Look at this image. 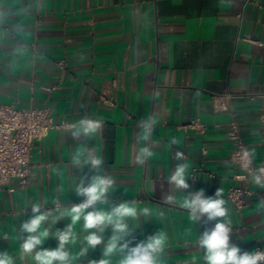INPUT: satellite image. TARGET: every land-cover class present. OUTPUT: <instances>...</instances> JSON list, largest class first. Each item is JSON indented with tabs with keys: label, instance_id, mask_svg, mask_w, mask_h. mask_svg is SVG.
<instances>
[{
	"label": "crops",
	"instance_id": "obj_1",
	"mask_svg": "<svg viewBox=\"0 0 264 264\" xmlns=\"http://www.w3.org/2000/svg\"><path fill=\"white\" fill-rule=\"evenodd\" d=\"M222 101L227 109H220ZM0 104L46 106L56 125L34 144L27 186L0 184V251L17 264H35L31 256L20 258L17 231L31 218L33 202L61 219L42 225L50 236L71 224L66 247L78 256L88 230L62 214L83 200L73 192L79 179L95 174L72 166L73 156L88 148L105 159L101 174L114 181L109 203L150 209V217L130 220L128 239L134 245L162 232V264H205L197 238L214 222L195 224L182 203L200 189L206 196L221 189L232 243L242 251L264 248V188L254 180L264 148V0H0ZM83 118L104 126L77 141L70 129ZM232 122L256 167L247 179L230 159ZM145 147L152 156L141 163ZM177 151L189 166L190 188L168 203L167 178L182 163ZM244 186L250 194L238 208L228 192ZM57 246L53 237L42 245ZM103 250L90 249L74 264H119L121 254L105 257Z\"/></svg>",
	"mask_w": 264,
	"mask_h": 264
},
{
	"label": "clouds",
	"instance_id": "obj_2",
	"mask_svg": "<svg viewBox=\"0 0 264 264\" xmlns=\"http://www.w3.org/2000/svg\"><path fill=\"white\" fill-rule=\"evenodd\" d=\"M103 126L102 120L83 118L71 127L69 136L77 141H87L89 137L97 135ZM143 127L144 137L147 139L151 133L150 123H145ZM177 143L176 139L171 140V144ZM151 156L150 149L145 147L138 154L137 159L143 163ZM175 159L182 163H178L167 178V182L173 189L164 196V200L168 203L174 201L175 192H183L190 188L189 166L183 162V153L177 151ZM104 163L105 159L96 155L91 148L83 153H76L72 158L74 168L83 169L89 166L95 173L90 178L79 179L73 192L83 197V200L72 205L65 214H62L69 217L71 223L82 220L83 229L88 230L81 241L78 256H73L66 247L72 236L71 224L63 230L56 229L50 236L47 228L41 230L42 225L50 221L54 226L61 219L51 211H42L41 204L33 202L30 205L31 218L23 221L17 230L22 241L20 243L21 259L31 256L35 264H74L75 260L87 256L90 249L95 250L97 246L103 245V256L108 257L113 253L121 254L122 259L119 264H162L165 235L162 232L155 233L133 245V242L128 239L133 231L129 227L130 220L139 219L141 216L150 217L151 211L146 207L138 211L130 201L109 203L108 197L113 189L114 181L107 174H101ZM254 180L257 185L264 188V178L256 175ZM182 203L189 212V218L195 224L205 219L214 222L211 229L205 228L197 238V246L204 251L205 264H264V248L242 251L237 244L232 243V222L228 219V209L221 189H217L214 196H206L204 189L190 192ZM98 204L106 205L108 210L99 209ZM109 229L111 234L105 239L103 234ZM49 237L58 241L56 248L42 247ZM0 264H17V257L11 255L9 251H0ZM88 264H111V261L109 259L91 260Z\"/></svg>",
	"mask_w": 264,
	"mask_h": 264
},
{
	"label": "built area",
	"instance_id": "obj_3",
	"mask_svg": "<svg viewBox=\"0 0 264 264\" xmlns=\"http://www.w3.org/2000/svg\"><path fill=\"white\" fill-rule=\"evenodd\" d=\"M59 65L64 68V61ZM230 98V95L224 99ZM228 104L222 101L220 109H227ZM197 123V122H196ZM56 127L46 106L20 108L15 104H0V184L17 180L21 188L29 182L30 157L36 141L41 140ZM195 127V123L190 124ZM205 129L204 125H201ZM231 141L230 159L242 171L243 179L249 178L255 171L253 156L245 143L238 125L232 122L228 131ZM259 175L264 178V148L257 167ZM191 178H195V172ZM250 194L247 186L232 187L228 192L229 200L238 208L242 207L246 196ZM256 249H262L257 247ZM255 249V250H256Z\"/></svg>",
	"mask_w": 264,
	"mask_h": 264
}]
</instances>
